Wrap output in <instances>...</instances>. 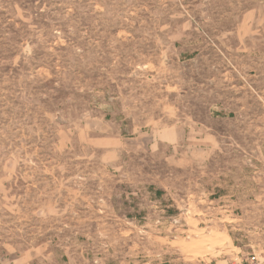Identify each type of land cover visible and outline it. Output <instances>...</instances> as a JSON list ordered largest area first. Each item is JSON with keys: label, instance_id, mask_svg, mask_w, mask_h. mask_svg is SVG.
<instances>
[{"label": "rangeland", "instance_id": "rangeland-1", "mask_svg": "<svg viewBox=\"0 0 264 264\" xmlns=\"http://www.w3.org/2000/svg\"><path fill=\"white\" fill-rule=\"evenodd\" d=\"M0 264H264V0H0Z\"/></svg>", "mask_w": 264, "mask_h": 264}]
</instances>
